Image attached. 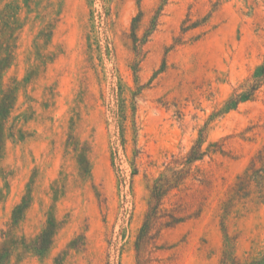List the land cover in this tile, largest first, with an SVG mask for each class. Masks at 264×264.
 <instances>
[{
  "label": "rangeland",
  "instance_id": "rangeland-1",
  "mask_svg": "<svg viewBox=\"0 0 264 264\" xmlns=\"http://www.w3.org/2000/svg\"><path fill=\"white\" fill-rule=\"evenodd\" d=\"M134 19L144 43L136 72ZM0 31L11 55L1 84L15 98L7 127L22 135L5 131L1 160L9 264H135L148 185L200 133L207 206L162 236L150 264H220L225 233L241 264L264 259V189L232 192L251 157L264 155V85L223 110L264 58V0H0ZM49 220L52 243L38 255L32 246Z\"/></svg>",
  "mask_w": 264,
  "mask_h": 264
},
{
  "label": "trees",
  "instance_id": "trees-1",
  "mask_svg": "<svg viewBox=\"0 0 264 264\" xmlns=\"http://www.w3.org/2000/svg\"><path fill=\"white\" fill-rule=\"evenodd\" d=\"M135 22L136 19L133 20L129 39L132 42L131 49L134 54L132 66L136 72L144 54V43L136 35ZM183 23L186 24L185 21ZM191 28H194V25L182 28V32H186ZM4 32L0 31V179L5 177V173L1 167L5 131L7 130L8 137L10 138L22 137L21 131H16L15 125L12 124L7 127L9 113L13 108L15 98L12 89L9 87L4 89L1 84L2 73L9 67L11 60V55L7 51L10 48L6 44L7 40L3 41L4 39H2ZM263 85L264 58L253 72L234 89L232 97L226 102L223 110L228 111L237 107L241 102L253 100ZM132 109L131 128L136 134L135 107L133 106ZM112 113L116 122L119 139L121 142H124L123 131L127 120L124 102L118 100L116 107L112 109ZM205 138L204 133H200L198 139L187 152L171 155L170 159L164 164L163 171L148 185L147 205L134 243L135 264H150L156 261L154 257L156 252L162 250V245L160 244L162 236L182 224L200 218L206 208L211 182L199 166V163L208 154L202 148ZM114 145H117V140L114 142ZM133 160L131 177L138 171L135 163L137 156H134ZM254 184L261 191L264 189V155L261 152L251 157L244 173L234 183L232 187L234 197L247 196L248 193H251L250 188ZM23 201V205L18 206L13 213V224H16L20 220L21 213L27 206V200L24 199ZM228 202L231 203V201ZM228 206V203L224 204L221 209L224 216L229 214L231 205L229 208ZM47 224L32 246V249L38 255L43 254L49 249L55 233L54 222L49 220ZM224 235L226 240L220 264H241L233 252L232 239L226 233ZM9 256L10 254L7 250H2V253H0V264H9ZM248 264H264V259L252 261Z\"/></svg>",
  "mask_w": 264,
  "mask_h": 264
}]
</instances>
